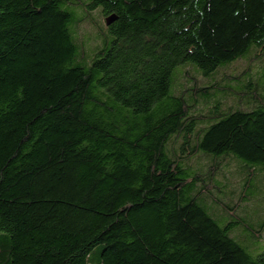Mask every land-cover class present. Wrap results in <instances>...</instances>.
Wrapping results in <instances>:
<instances>
[{
    "label": "trees",
    "instance_id": "1",
    "mask_svg": "<svg viewBox=\"0 0 264 264\" xmlns=\"http://www.w3.org/2000/svg\"><path fill=\"white\" fill-rule=\"evenodd\" d=\"M93 12L117 20L87 52ZM244 59L236 90L173 96L178 68L209 78ZM262 61L264 0H0V264H264L249 253L264 219L238 216L264 172ZM227 94L240 108L192 115ZM227 159L243 175L232 204L215 196Z\"/></svg>",
    "mask_w": 264,
    "mask_h": 264
},
{
    "label": "rangeland",
    "instance_id": "2",
    "mask_svg": "<svg viewBox=\"0 0 264 264\" xmlns=\"http://www.w3.org/2000/svg\"><path fill=\"white\" fill-rule=\"evenodd\" d=\"M105 28V19L98 13L93 12L91 20L83 23L76 31V38L79 44H82L87 52H91L100 43L98 31ZM247 67V60H240L230 66L217 70L211 77H203L199 70L193 65H187L178 68L175 73L172 93L173 96H178L183 90H189L192 88V81L195 80L199 87H209L216 85L220 88L230 87L237 89L236 83L227 82L226 78L230 76L240 75ZM264 74V61L256 63L252 69V82L256 84V81L262 83V77ZM239 92V91H238ZM189 100V97L186 96ZM215 101H218V108L221 112H226L230 108H240L238 104L237 96L234 95H218L210 102H204L198 100L196 109L192 112L193 116L208 115ZM241 108L247 109L245 106ZM206 125H199L196 130L205 128ZM170 144L168 149L171 148ZM178 148V145H176ZM211 159L206 156H198L187 165L193 170L204 171L210 164ZM217 181L220 186V193H215V196L219 197L225 204H232L235 202L241 192L243 175H241L240 165L234 160L227 159L223 162L220 173L217 176ZM250 193L252 196L242 206L238 212V216L244 219L252 227L257 225L264 219V172H259L255 178ZM207 203H211L207 200ZM208 212L221 226L230 221L229 216L223 213L220 209L214 206L206 205ZM231 237L238 242L242 247L249 250V246L252 245L249 235H246L242 230L237 229L232 232ZM258 250L251 251L250 254L253 259L257 258L264 252V234L259 244L254 248Z\"/></svg>",
    "mask_w": 264,
    "mask_h": 264
},
{
    "label": "water",
    "instance_id": "3",
    "mask_svg": "<svg viewBox=\"0 0 264 264\" xmlns=\"http://www.w3.org/2000/svg\"><path fill=\"white\" fill-rule=\"evenodd\" d=\"M117 20V17L115 15H111L107 18H105V26L109 27L112 23H114Z\"/></svg>",
    "mask_w": 264,
    "mask_h": 264
}]
</instances>
